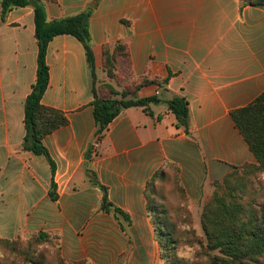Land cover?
I'll list each match as a JSON object with an SVG mask.
<instances>
[{
  "label": "crops",
  "instance_id": "1",
  "mask_svg": "<svg viewBox=\"0 0 264 264\" xmlns=\"http://www.w3.org/2000/svg\"><path fill=\"white\" fill-rule=\"evenodd\" d=\"M45 6L50 21L90 10L99 85L115 84L104 69V49L128 45V84L145 82L139 98L185 97L191 133L176 126L164 103L151 106L153 116L132 107L110 123L90 155L97 125L86 51L77 38L57 36L48 45L42 104L64 112L68 124L44 139L53 173L46 157L23 149L25 102L38 69L34 9L16 8L2 19L0 2V239L48 232L59 237L67 263L163 264L148 181L176 168L195 208L234 168L257 164L231 113L264 92V6L246 0H45ZM88 169L128 220L102 211L104 192Z\"/></svg>",
  "mask_w": 264,
  "mask_h": 264
},
{
  "label": "trees",
  "instance_id": "2",
  "mask_svg": "<svg viewBox=\"0 0 264 264\" xmlns=\"http://www.w3.org/2000/svg\"><path fill=\"white\" fill-rule=\"evenodd\" d=\"M263 5L264 0H246ZM2 19L16 8L32 7L35 13V36L38 41V69L36 82L25 102V129L23 149L36 156H44L55 173L56 165L51 158L44 139L57 129L68 124L66 114L60 110L44 106L42 98L49 87L50 68L47 63L49 43L57 36L71 35L84 46L91 79L93 94L92 106L97 125L96 137L90 146V155L97 154L95 142H99L108 130L110 123L123 111L132 107H141L153 116L152 105L166 104L168 111L176 118V126L187 134L191 133L190 108L188 100L173 95L163 102L159 96L139 98L138 92L145 82L129 85L130 53L128 45L118 42L114 51L104 49V69L114 85H99L96 60L91 43L90 18L87 10L78 15L48 20L45 0H0ZM154 80L153 82H156ZM160 84L159 81H157ZM168 79L163 84H167ZM232 119L257 159V164H248L234 168L224 180L214 183V192L205 197L201 215L202 229L206 238L204 249L210 264H264V194L255 196L253 184L264 175V92L246 107L231 113ZM173 174L177 187L188 197L182 188L177 169L167 166L158 171L147 184L146 196L149 213L156 229L163 264H189L175 255L177 239H174L175 224L170 219L159 184ZM92 184L103 189L102 211L113 212L117 218L127 215L109 201L108 190L102 186L94 171L88 169ZM55 184H52V197ZM59 237L48 232H39L26 239H0V245L11 247V254L20 255L23 248V262L38 263V252L47 247L52 254L54 264H89L85 261L67 263L61 256ZM216 252V254H212ZM0 256V264L1 262Z\"/></svg>",
  "mask_w": 264,
  "mask_h": 264
},
{
  "label": "rangeland",
  "instance_id": "3",
  "mask_svg": "<svg viewBox=\"0 0 264 264\" xmlns=\"http://www.w3.org/2000/svg\"><path fill=\"white\" fill-rule=\"evenodd\" d=\"M252 187L255 190V196L264 194V175L256 180ZM159 192L163 195L164 207L170 212V219L175 224L174 239H177L175 250L177 258L189 264H210L203 247L207 242L201 224L204 200L201 205L192 208L190 201L178 189L173 174L159 184ZM11 250V247L0 245V256L3 257L1 258L3 264H29L26 261L23 262V248L19 256L11 254ZM212 254H216V252ZM38 255L40 257L38 263L54 264L53 260L51 261L53 256L47 247L41 248Z\"/></svg>",
  "mask_w": 264,
  "mask_h": 264
},
{
  "label": "built area",
  "instance_id": "4",
  "mask_svg": "<svg viewBox=\"0 0 264 264\" xmlns=\"http://www.w3.org/2000/svg\"><path fill=\"white\" fill-rule=\"evenodd\" d=\"M95 147L98 148L99 147V142H95Z\"/></svg>",
  "mask_w": 264,
  "mask_h": 264
}]
</instances>
